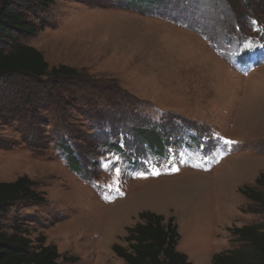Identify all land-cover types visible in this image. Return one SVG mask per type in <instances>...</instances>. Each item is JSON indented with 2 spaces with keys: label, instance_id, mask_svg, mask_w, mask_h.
<instances>
[{
  "label": "rangeland",
  "instance_id": "1",
  "mask_svg": "<svg viewBox=\"0 0 264 264\" xmlns=\"http://www.w3.org/2000/svg\"><path fill=\"white\" fill-rule=\"evenodd\" d=\"M50 1L21 0L38 32L20 40L78 78L0 85V183L27 177L43 199L0 230L45 239L58 264H126L113 246L142 212L173 219L191 264L264 232L240 194L264 174V0Z\"/></svg>",
  "mask_w": 264,
  "mask_h": 264
},
{
  "label": "trees",
  "instance_id": "2",
  "mask_svg": "<svg viewBox=\"0 0 264 264\" xmlns=\"http://www.w3.org/2000/svg\"><path fill=\"white\" fill-rule=\"evenodd\" d=\"M29 1L43 6L51 3L50 0ZM21 4V0H0V85L3 91H10L5 81L13 77L30 80L46 77L57 81L77 79L76 70L64 65L50 69L40 52L21 42V36H31L38 32L37 27L24 16ZM20 98L25 100L26 105L34 103L30 95L25 93ZM19 107L15 102L7 114H19ZM145 136L147 134H143ZM148 140L151 141V137ZM63 152L71 164L73 153L68 149ZM254 184V187H244L240 194L264 214V174ZM31 185L27 177L11 183H0V214H5L7 207L22 200L43 202L30 189ZM261 229L262 226L256 225L235 229L233 235L243 247L213 255L211 264H264V232ZM123 241L127 247L114 245L113 252L126 264H191L184 254L176 250L179 234L173 219L165 222L164 217L156 213H140L137 224L127 229ZM44 242L45 239H38L39 244L33 250L32 241L18 230L12 233L0 230V264H58L60 255L56 248L52 245L44 246Z\"/></svg>",
  "mask_w": 264,
  "mask_h": 264
},
{
  "label": "bare ground",
  "instance_id": "3",
  "mask_svg": "<svg viewBox=\"0 0 264 264\" xmlns=\"http://www.w3.org/2000/svg\"><path fill=\"white\" fill-rule=\"evenodd\" d=\"M224 161V160H223ZM225 162V161H224ZM224 162H222V164H224Z\"/></svg>",
  "mask_w": 264,
  "mask_h": 264
}]
</instances>
